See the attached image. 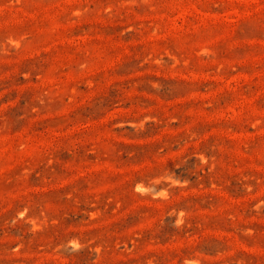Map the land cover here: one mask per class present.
Here are the masks:
<instances>
[{
    "label": "rangeland",
    "instance_id": "obj_1",
    "mask_svg": "<svg viewBox=\"0 0 264 264\" xmlns=\"http://www.w3.org/2000/svg\"><path fill=\"white\" fill-rule=\"evenodd\" d=\"M0 264H264V0H0Z\"/></svg>",
    "mask_w": 264,
    "mask_h": 264
}]
</instances>
